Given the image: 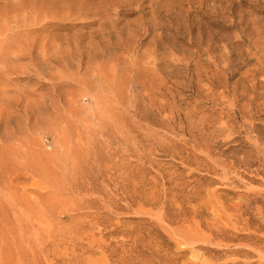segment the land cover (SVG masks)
Here are the masks:
<instances>
[{"label":"rangeland","instance_id":"1","mask_svg":"<svg viewBox=\"0 0 264 264\" xmlns=\"http://www.w3.org/2000/svg\"><path fill=\"white\" fill-rule=\"evenodd\" d=\"M0 264H264V0H0Z\"/></svg>","mask_w":264,"mask_h":264}]
</instances>
